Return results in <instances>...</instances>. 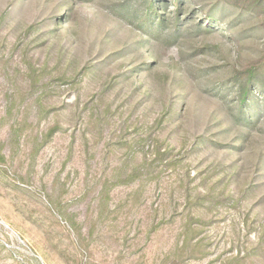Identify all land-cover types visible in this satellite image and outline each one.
I'll return each mask as SVG.
<instances>
[{
  "label": "rangeland",
  "instance_id": "obj_1",
  "mask_svg": "<svg viewBox=\"0 0 264 264\" xmlns=\"http://www.w3.org/2000/svg\"><path fill=\"white\" fill-rule=\"evenodd\" d=\"M168 1L0 0V264H264V0Z\"/></svg>",
  "mask_w": 264,
  "mask_h": 264
},
{
  "label": "trees",
  "instance_id": "obj_2",
  "mask_svg": "<svg viewBox=\"0 0 264 264\" xmlns=\"http://www.w3.org/2000/svg\"><path fill=\"white\" fill-rule=\"evenodd\" d=\"M176 1V8L178 9L176 11V17H177V20H176V26H177V23H178V27H179V20H180V13H181V4H182V0H175ZM228 3L232 4V5H238L241 3L240 0H226ZM164 4H158L157 3V0H143V6H145V12H143L142 16L140 17L141 20H142V24H145L147 25L149 23V21H153L155 20V18L157 17L158 18V27L161 28L164 26L165 24V14L162 13L160 10H162L163 8L166 9L168 4H169V1L168 0H164ZM264 3V2H263ZM122 10H125L126 12L129 10V7L125 4H123V7H122ZM205 21L207 22V19H204L202 20L199 24H198V27H197V30L201 29L202 28V25L203 23H205ZM208 23V22H207ZM209 25H211L210 23H208ZM209 25H206L208 28H209ZM177 27V28H178ZM256 71H253L252 72V76L251 74H249L250 76L248 78H243L240 80L239 84H238V91H239V99H240V103L243 104L245 103L249 97L251 95H253L252 93V90H253V87L256 88V87H261V86H264V75H263V78H259L257 76H260L259 74L257 75ZM264 74V73H262ZM256 78L258 80H256ZM260 85V86H259ZM263 90V88H260ZM243 111H241V114H242ZM257 116H258V112L255 113ZM240 118H243L242 116ZM246 118V121H245V125H248L250 122L248 120L247 117Z\"/></svg>",
  "mask_w": 264,
  "mask_h": 264
}]
</instances>
